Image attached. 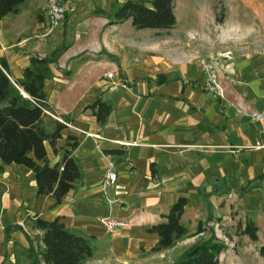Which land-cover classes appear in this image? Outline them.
Wrapping results in <instances>:
<instances>
[{"label": "crops", "instance_id": "0c3cea01", "mask_svg": "<svg viewBox=\"0 0 264 264\" xmlns=\"http://www.w3.org/2000/svg\"><path fill=\"white\" fill-rule=\"evenodd\" d=\"M43 2L24 0L15 13L0 18V58L10 79H21L29 58L45 54L42 42H29L38 23L31 21L23 31L18 21L25 10L37 11ZM112 7L97 9L110 14ZM98 16L114 27L96 41L107 58H82L87 42L77 46L75 40L59 58L64 68H50L42 87L49 110L69 123L56 147L67 135L77 140L70 155L79 176L54 203L50 195L36 193L31 169L0 160V264H32L30 252L43 248L42 231L32 227L34 218H57L84 237L91 255L81 264H171L202 235H193L199 220L210 214L230 220L231 212L244 218L241 229L246 219L253 221L256 239L241 234L239 243L224 244L218 262L264 264L259 252L264 246V119L247 115L249 110L264 114V55L236 63L210 57L228 77L220 98L203 88L204 74L193 58L200 53L187 48L186 40H175L171 30H153L142 42L134 32L121 30L129 19L111 23L106 15ZM51 30L47 27L40 36ZM75 61L80 62L77 69ZM84 67L90 78L78 83L76 72ZM94 68L99 70L91 75ZM109 69L115 70L112 79L103 76ZM96 97L111 105L101 126L84 109ZM44 146L53 165L60 150L53 153L46 142ZM109 166L114 181L103 190ZM178 197L187 200L179 218L186 233L172 246L152 251L157 235L147 229L164 220ZM105 217L129 224L108 234L100 221ZM239 254L245 255L242 263L236 261Z\"/></svg>", "mask_w": 264, "mask_h": 264}, {"label": "trees", "instance_id": "16d2710c", "mask_svg": "<svg viewBox=\"0 0 264 264\" xmlns=\"http://www.w3.org/2000/svg\"><path fill=\"white\" fill-rule=\"evenodd\" d=\"M23 1L0 0V18L7 13H15ZM94 13L106 15L111 23L129 19L135 29L167 30L175 23L173 0H124L114 4L110 14L101 9H96ZM54 58V52L49 58L30 57L28 65L22 70L21 79H14L13 82L5 59L0 58V160L3 164H19L31 169L36 193L50 195L54 203H59L78 178L79 170L70 155V149L77 145L76 138L67 135L65 143L56 147V140L61 138L65 126L51 117L52 128L47 131L43 123V118L49 116L41 109L49 110L42 89L43 81L49 76L47 64L54 62ZM84 109H88L101 126L111 105L96 97ZM45 142L53 153L60 150L59 160L53 165L48 164ZM186 202L185 197H178L162 215L164 220L147 229L157 235L152 251L172 246L177 238L186 233L179 222ZM209 221L211 218L207 215L205 222ZM31 223L34 229L42 231L40 241L43 245L39 252H30L32 264H81L91 255L87 240L67 230L57 218L50 221L34 218ZM205 229L208 237L189 245L171 264H219L218 255L225 245L200 221L196 223L193 235ZM241 233L250 240L256 239V226L252 220H245ZM259 252L264 254V248H260Z\"/></svg>", "mask_w": 264, "mask_h": 264}, {"label": "rangeland", "instance_id": "374dc122", "mask_svg": "<svg viewBox=\"0 0 264 264\" xmlns=\"http://www.w3.org/2000/svg\"><path fill=\"white\" fill-rule=\"evenodd\" d=\"M47 1L44 0L37 11L32 12L33 8L27 9L22 13V17L18 18L23 31L29 28L31 21L38 23L30 34L29 42L34 40L42 42L43 47H45V54L41 57L49 58L54 52L55 61L47 64V74H50V68L53 66L58 69L64 68L65 65L59 58L64 57L61 56L63 51L75 40L77 42L74 43L77 46L80 45V41L83 44L87 42L85 47L87 51H82L81 57L84 56L92 61L102 57L107 58L105 51L99 50L96 41L97 38L101 41L102 31L111 32L114 27L94 13L93 10L101 7L108 8L112 4H120V0H61L65 10L63 20L57 27L52 28L47 35L41 37L40 34L45 33L48 27L45 23ZM173 13L175 23L171 27L172 29L167 30H171L169 33L175 37V40H186L185 46L187 48H195L200 53L199 56L193 57L197 66L200 60H214L210 57L224 59V62L236 63L243 59L254 60V57L260 54L264 55V0H173ZM219 19L221 22H217ZM121 30L127 34L129 31L134 32L142 42H145L149 31L154 29H135L130 23H126L123 24ZM110 36L112 39L113 35L110 34ZM154 42L159 44L158 39ZM38 55L37 53L34 57ZM73 63L75 65L80 62L75 61ZM79 65H75L73 68L77 69ZM85 69H89V67L77 70L76 73L79 76L75 79L78 83L90 78L83 73ZM96 70L98 71L99 68L92 69L91 75ZM80 71H82L81 75L78 73ZM83 77L87 78L84 79ZM12 80L14 79L11 78ZM80 86L82 85L76 87V93H78ZM52 120L50 116L43 118L47 131L52 128ZM209 216L211 223H206L205 218L199 221L214 233L219 242L223 244L232 242L233 245L239 243L243 217L235 216V213L232 212L230 213V220H222L212 214ZM226 235L230 236V241ZM207 237L208 231L205 229L197 240ZM260 248H264V246ZM244 257V254H239L236 261L242 263L245 260ZM219 264L223 263L220 262Z\"/></svg>", "mask_w": 264, "mask_h": 264}, {"label": "built area", "instance_id": "2783aa9c", "mask_svg": "<svg viewBox=\"0 0 264 264\" xmlns=\"http://www.w3.org/2000/svg\"><path fill=\"white\" fill-rule=\"evenodd\" d=\"M46 8H47L46 9V22H47L48 28L52 29L54 27H57L63 20L64 12H65L61 0H48ZM198 68L204 74L203 88L207 92L211 93L212 95L221 98L224 94L223 82L228 80V77L224 76L223 74H220L217 66L211 60H204V59L200 60ZM114 73H115V70L109 69L103 73V76L105 78L112 79L115 75ZM22 94L25 96L23 92ZM41 109L44 113H46L53 119L57 120L58 122L62 123L64 126H69V123L67 121L58 117L53 112H50L49 110L45 108H41ZM235 111L238 113L241 111V109L236 108ZM247 115L256 120L264 119V114L262 112L255 111V110H249L247 112ZM114 176L115 174L109 166L105 170V173L103 174V178L101 182V186L103 190H106L113 184ZM100 221H101V224L105 232L108 234H113L118 228L127 227L129 224L128 220L114 218V217H105V218H102Z\"/></svg>", "mask_w": 264, "mask_h": 264}]
</instances>
